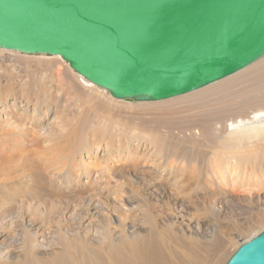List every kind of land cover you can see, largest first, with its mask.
<instances>
[{
  "label": "bare ground",
  "instance_id": "bare-ground-1",
  "mask_svg": "<svg viewBox=\"0 0 264 264\" xmlns=\"http://www.w3.org/2000/svg\"><path fill=\"white\" fill-rule=\"evenodd\" d=\"M0 57L11 59L10 62L14 59L16 63L23 64L25 70L30 71L29 81H24L22 84L19 82L18 86L14 85L16 81L13 83L16 77L12 72L7 71L10 78H7L5 83L0 80V104L3 106L0 109V171L3 170L0 173V239L8 234L10 243L15 242L16 250L18 252L24 250V256L30 257L35 255L33 243L37 242L40 245V236L45 231L57 235L58 241L55 242V246L59 247L54 248L51 257L46 258L42 264H225L227 262L242 243L235 242L232 233L224 232L222 224L213 223L214 230L212 227H209L211 230L207 228V231L209 230L214 236L211 235L213 243L208 249L206 248V253H200L198 251L200 248L205 249L203 245L193 241L188 243L180 239L174 229L164 227L162 218H159L161 213L157 214L158 211L160 212L157 209V201L154 203L145 199L143 204H128V202H133L138 196L135 175L141 162L148 159L145 152L140 150V146L145 142L155 149L153 152L157 156L167 160L164 166H169L170 170H173L165 174L163 181L162 179L157 181L158 188L164 192L169 191L167 198L170 203L172 200L180 202L177 198L179 194L177 195L174 189H169L170 187L167 186H170L171 181L176 185L181 183L184 185V181L188 183L191 177H194L197 193L200 189H207L208 184L212 183L218 185L222 194L228 191L227 188L234 190L241 176L246 178L247 173L253 175L257 168L264 172V86L260 85V81L264 79V57L247 68L204 88L159 101L117 99L105 88L97 86L76 72L60 55L27 54L0 48ZM246 78H251L250 81L254 83L258 80L251 86L261 87H253L252 90H247L250 86L241 88L244 84L242 81ZM68 89L73 91V95L66 92ZM32 95L34 96L31 97ZM73 96L80 102V107H74V113L70 111V100ZM202 98H206L202 105L200 104L203 114L194 122L182 125L178 131L174 127L165 130L157 129L158 127L146 130L142 129V126L128 128L114 119L115 111L113 112L112 109L113 106L133 110L165 108L187 101L193 103ZM196 107L199 109L197 103ZM18 108L22 110L19 112ZM192 109L190 106L191 111ZM60 111L71 116L68 124L65 125L66 130L56 129L54 125L46 123L50 112H55L57 119ZM7 114L10 117L2 116ZM45 125L49 130L38 139L43 133L41 131L45 130ZM130 125L132 126V122ZM134 139H138V142H134ZM42 140L47 142V145H44ZM102 146L106 147L108 155L105 154L101 161L97 157L96 160L83 159L84 153L89 155L95 148L97 151ZM208 147L210 151L206 150ZM36 157L39 163L46 165L48 174L42 169L43 166H35ZM13 164L17 167L13 168ZM229 164L234 166L232 170L226 167ZM129 165L131 167L126 169ZM241 166L243 168L239 171L236 167ZM162 169L163 166L157 167L154 175L163 172ZM188 171L190 175L186 173ZM94 172L109 178L121 174L124 178V183H116L114 187L109 188L114 201L111 208L110 203L104 199L103 202L102 198L99 202L96 201L99 196L93 185L79 183L83 175L90 177ZM205 174L210 178H203ZM26 176L28 179L24 181L23 178ZM75 178H78L77 183L80 187L74 189V194L62 197L64 196L62 184L57 185V181L66 180V184L70 185ZM42 183L49 184L50 188L44 187ZM263 189L264 187L259 188V190ZM186 190L192 191L186 187L182 192L186 193ZM32 197L40 199L51 197V201L44 203L42 212L38 207L32 206L34 201ZM188 198L191 200L192 195H188ZM204 198L206 200L203 205H191L195 213L201 211L203 215L214 217L216 221L220 220L222 214L228 213L226 204L224 208L212 199L209 201V197L202 199ZM195 200L197 201L198 198L195 197L191 202L196 203ZM27 201L30 205L26 204ZM181 202L182 208L187 207L184 200ZM92 206L103 216L100 225L103 230L101 235L94 237L88 230L85 235L79 229L72 231L75 224L71 226L66 224L65 217L62 216L71 213L75 218L79 215L82 221ZM256 209H254L256 213L253 214L255 218H252L247 225H240L237 222L238 231L247 235L245 241L264 230V208ZM182 211L186 210H181L180 213ZM15 212L18 213L16 221L14 218L10 219ZM81 213L84 215H80ZM9 215H12L9 219L13 221L10 232L6 233L4 220ZM115 216L118 221H114ZM129 218L135 220L130 223L131 225L127 222ZM137 222L141 223L143 228L138 227ZM116 223L118 228L115 229L118 235L111 231L112 225ZM250 224L253 228L248 230ZM199 225L197 222L198 231L201 229ZM129 226L132 239L141 237L140 242L134 243L130 239L126 229ZM5 245H7L6 239L2 238L0 248ZM228 245L233 246L231 252L227 250ZM174 246L178 247L174 248ZM79 251L81 256L77 254Z\"/></svg>",
  "mask_w": 264,
  "mask_h": 264
},
{
  "label": "water",
  "instance_id": "water-1",
  "mask_svg": "<svg viewBox=\"0 0 264 264\" xmlns=\"http://www.w3.org/2000/svg\"><path fill=\"white\" fill-rule=\"evenodd\" d=\"M0 48L60 55L117 99L167 100L264 57V0H0ZM225 264H264V230Z\"/></svg>",
  "mask_w": 264,
  "mask_h": 264
},
{
  "label": "rangeland",
  "instance_id": "rangeland-1",
  "mask_svg": "<svg viewBox=\"0 0 264 264\" xmlns=\"http://www.w3.org/2000/svg\"><path fill=\"white\" fill-rule=\"evenodd\" d=\"M5 55H8V54H5ZM11 58L13 59V57H11ZM10 60L4 59V57H0V65L2 66V68L0 69V74H1L0 80H1V82L5 83L6 79L10 78V76L8 77V75H7V71L12 72L15 75L16 78L13 80V83H14V81H16L14 83L15 86H18L19 82H20V84H22V82H24V81L28 82L29 81L28 75H29L30 71L25 70V67H23V64L16 63L14 61V59L11 62H10ZM248 79H249V81H246ZM250 79L251 78H246V80L244 79L242 81V82H244V84L241 86V88L246 87V86H250V88H248L247 90H250V89L252 90L253 87L254 88L261 87V86H254V85L251 86L254 83V81H252V80L250 81ZM20 80H22V81H20ZM256 82H258V80L255 81L254 84H256ZM240 84H242V83H240ZM257 85H259V83H257ZM260 85L264 86V79L260 81ZM239 88H240V85H239ZM66 92L73 95V93H72L73 91L70 89L66 90ZM33 96L34 95H32L31 97H33ZM205 100H206V98H204V99L202 98V99H200V101H198V100H196V102L193 101V103H192V101H187V102H182L179 104L177 103L174 106H169V107L165 106V108L160 107V108H156V109L155 108H149V109H135V110H133V109L123 108L120 106H113L112 109H113V112L115 111V113H114L115 118L114 119L117 122H119L121 125L128 126V128L141 127L142 126V129L145 128L146 130H147V128H148V130H152L155 127L156 128L158 127L157 129L165 130L168 127H174V128H177L176 131H178L179 128L182 127V125H187L188 123L194 122L195 119L197 120L200 117V115L203 114L202 113L203 109L200 108V106L202 105V102H204ZM196 103H197V106H199L198 107L199 109H197ZM75 106L77 108L80 107V102H78V100L75 99V96H73L72 99L70 100V108H71L70 111L72 113L75 112V109H74ZM190 106H191V109L193 107L192 110L194 111V113H192L193 111L190 110ZM2 107L3 106L0 104V109H2ZM214 107H211V108H214ZM8 109H12V108H8ZM21 110L22 109L18 108L19 112ZM2 116L5 118L10 117L8 114L2 115ZM57 117L58 118L56 119L55 118V112H52V113L50 112V114L48 115V118L46 119L47 125H54V127H56V129H65L66 130L65 125L68 124L69 119L71 118L70 114L69 113H63L62 111H60V112H58ZM254 119H255V115H254ZM131 122H132V126L130 125ZM135 123L136 124L138 123L137 126ZM44 129H45L44 131H41L43 133L38 136V139H41L43 137V135L45 134V132L49 130V128L46 125L44 126ZM134 140H135L134 142H138V139H134ZM42 141H43L44 145H47V142H45L44 140H42ZM212 148H214V147H212ZM140 150L145 152V155L148 157V159L141 162L142 164L139 165L137 168V170H138L137 175H135L136 176L135 185H136L139 197L137 196L136 200H134L133 202H128V204H130V203L143 204L145 202L144 201L145 199L148 201L151 200L150 202H154V203L157 201L156 202L157 203V209L160 210V212L158 211L157 214L161 213L159 218L160 219L162 218L164 227L174 229L176 231V233L179 234L180 239H183L184 241H186L188 243L193 241V243L203 245V247H205V249L200 248L198 250L200 253H206L207 252L206 248L208 249L209 245H211L213 243V237L214 236L212 233H209V230H211V228H209V227H212L213 230L215 229V228H213V223H216L217 225L222 224L223 231L224 232L227 231L228 234L232 233V235L234 236L233 239L235 242L243 243L245 241V239L247 238V235L245 233L241 234L238 231L237 226H238V223L240 225H247V223L252 218H255V215H253V214H255L256 211L254 209H256V208L259 209V207L264 208V196H263L264 195V189L259 190V188L264 187V183H261V181H264V175H263L264 172L263 171H260L257 168L256 173H255L257 175H255V174L249 175V173H247L248 176L246 178H243V176H241L237 180V183H236L237 186H235L234 190H232L231 188L230 189L227 188L228 191L226 193L222 192V194L219 191L218 185H216V184L212 185V183L208 184L207 189L206 188L200 189V191L197 193L195 186H194V183H196V179L194 177H191V179L189 180L188 183H186L187 181H184L185 182L184 185H182V183H181L182 180H180L181 184H177V185L174 184L173 181H171L170 186L169 185H167V186L170 187L169 189H174L175 192L177 193V195L179 194L177 198H178V200H180L179 203L176 200H172V202L175 203V204H173L172 202L171 203L168 202L169 200L167 198V194L169 195V191H167V192L162 191L161 188H158L159 183L157 182L160 179H162V181H163L165 179V174L167 175L168 173H171L173 171L172 169L170 170L169 166H164V164L167 162V160L165 158L162 159V157L157 156L155 154V152H153L155 149L150 144H146V142L140 146ZM206 150L210 151L209 147H208V149L206 148ZM105 154L108 155L106 152V147L102 146L97 151L95 148V150L93 152H91L89 155L87 153H84L83 159L89 161V160H96V157H97V159H99L101 161V159L104 158ZM80 158L81 157H78V159H80ZM34 160H35V166H43L42 169L45 171V173L48 174V172H47L48 169L45 168L46 165L39 163V160L37 159V157ZM159 166H163V169L161 170L163 172H160L158 175H154V173L157 172V167H159ZM12 167L16 168L17 166H14V164H13ZM130 167H131L130 165L126 166V169L130 168ZM226 167L229 170H232L234 166L229 164ZM236 168L240 171V170H242L243 167L241 166V167H236ZM2 171L3 170H1L0 173ZM186 173L189 174V171ZM96 174L99 175L97 172H94L93 175L90 177L83 175L81 177L80 182L78 181V178H75L74 181H72V183L70 185L66 184V180L64 182H62L61 180H58L57 185L62 184L61 189L64 192V196H62V197H67V196L74 194L75 193L74 189H77L80 187L77 182L81 183V185H85L84 183H86L87 185H90V186L93 185V187H94L93 189L96 190L95 192L99 196L98 198H96L97 199L96 201L99 202V200H101V198H102L103 202H105L104 200H106L110 203L109 206L111 208L114 201H113L112 193L109 191V188L114 187V185L116 183H122V182L124 183V178L122 177L121 174L115 175L113 178H109L108 176H102V175L96 176ZM162 174H164V175H162ZM47 176L50 177L51 175H47ZM205 177L207 179L210 178L207 174H205L203 178H205ZM27 179H28V176L23 178L24 181H26ZM95 181H97V182H95ZM242 181H244V182H242ZM60 182H62V183H60ZM42 184L44 185V187L50 188L49 184H46V183H42ZM186 187L190 188L192 191L190 192V190H186V193L182 192L183 189H186ZM127 188H129V185H127ZM213 190L216 194H214ZM184 193H185V195H184ZM234 194L235 195L238 194V195L235 197ZM188 195H192L191 200L192 199L194 200L195 197H197L198 200L197 201L195 200L196 203H194V201L191 202V200L188 198ZM180 196L181 197L184 196V197H182V199H181ZM203 197H209V201L212 199L214 202L217 203V205H220L221 207H224V208H225V204H226V207L228 208V210H227L228 213L222 214L223 216L220 218V220H217V221H216V219H213L214 217L212 218L211 216L208 217V215H206V216L203 215L201 211H199L198 213H195L194 212L195 210L193 209V206H191V205L192 204H196V205L198 204L199 206L203 205V202L206 200V198H204V200H203L202 199ZM216 198H217V201H216ZM258 198L260 201H258ZM31 199L34 200L32 202V206L38 207L42 212L44 211V207H43L44 203L51 201V197H47L44 199L32 197ZM199 199H202V200L200 201ZM182 200H184V202L187 203V207L182 208L180 206L182 203L181 202ZM188 200H190L189 203H188ZM219 200H222V201H219ZM260 203H261V205H260ZM26 204L30 205L28 201L26 202ZM252 209L254 210V212ZM78 210H80V209H78ZM181 210H184V211L186 210V211L185 212L182 211L180 213ZM244 210H245V212H244ZM84 211H86V209ZM177 211H178V214H176ZM17 215H18V213L15 212L13 214V216L9 215L5 218L4 226L7 227L5 230L6 233H9L10 229H11V224H12L11 222L13 220L11 221L10 219L14 218L15 221L18 220ZM80 215H84V213H81ZM9 217H11V218L9 219ZM62 217L63 218L65 217L64 219H65L66 224H68L70 226L75 224V226L72 227V229H73L72 231L79 229L82 232V234L85 235L86 231L88 230L89 234L94 236V237L101 235V233L103 232V230L100 226L101 221H103V216L100 213V211H97L93 206L91 207L90 211L87 212V214L85 215V217L83 218L82 221L80 220L79 215H77V217L75 218L71 215V213H69V214L67 213V214H65V216H62ZM60 218H61V216H60ZM128 220H127V222L129 225H131L130 224L131 222H135V220L133 218H129ZM114 221H118V218L116 216L114 218ZM197 222L200 224L199 227L201 228L199 231L196 227ZM137 224L139 225L138 227L143 228L141 223L137 222ZM116 225H117V223L112 225L113 229H111V231L114 232L115 235H118L119 233H117V230H116L118 228V226H116ZM67 226H66V229H67ZM189 226H191V227L189 228ZM115 227H116V229H115ZM207 228H209L208 231H207ZM252 228H253V226H252V224H250L248 226V230H251ZM126 229L128 231L127 234L129 233L130 239L133 240L134 243L140 242L141 237L132 239V237L130 235V233H131L130 226L127 227ZM190 230H193V231H190ZM2 238L6 239L7 245L0 248V264H42L46 258L51 257L50 254L52 253V250L56 247L57 248L59 247V246H55V242L57 243V241H58L57 235H55V234L52 235V233L45 231L43 233V235L40 236L41 244L39 245L37 242L33 243V247L35 248V250H34L35 255L30 256V257H25L24 256V250L18 252L16 250L17 246L15 245V242L10 243L11 239H9L8 234H5ZM167 240H168V238H167ZM167 240H165V242H167ZM12 241H14V240H12ZM21 245L22 244H19V246H21ZM174 245H176V244H174ZM229 245H231V244H229ZM229 245H228L227 250H229V252H231L233 249V246H229ZM177 247L178 246H174V248H177ZM177 250H179V249H177ZM179 251H181V250H179ZM53 253H56V251H53ZM77 254H78V256H81V251H79Z\"/></svg>",
  "mask_w": 264,
  "mask_h": 264
}]
</instances>
